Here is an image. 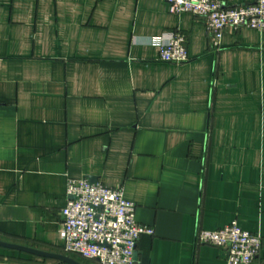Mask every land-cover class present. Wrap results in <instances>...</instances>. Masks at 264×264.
<instances>
[{"label": "crops", "instance_id": "0c3cea01", "mask_svg": "<svg viewBox=\"0 0 264 264\" xmlns=\"http://www.w3.org/2000/svg\"><path fill=\"white\" fill-rule=\"evenodd\" d=\"M170 32L184 63L152 43ZM211 39L163 0H0V240L99 264L63 249L68 181L88 178L154 229L136 264H227L198 233L234 220L264 264V31ZM0 264L71 263L0 245Z\"/></svg>", "mask_w": 264, "mask_h": 264}, {"label": "built area", "instance_id": "2783aa9c", "mask_svg": "<svg viewBox=\"0 0 264 264\" xmlns=\"http://www.w3.org/2000/svg\"><path fill=\"white\" fill-rule=\"evenodd\" d=\"M173 14L185 12L203 18L211 43L221 48L228 28L264 31V0L227 7L221 0H163ZM160 59L184 63L189 59L187 40L181 32L152 38ZM68 201L62 209L63 249L99 264H136V250L142 234H154L152 227L136 220V204L125 198L122 187H109L88 178H70ZM201 243L223 248L227 264H253L260 255L263 239L242 229L236 220L217 230L201 229Z\"/></svg>", "mask_w": 264, "mask_h": 264}, {"label": "water", "instance_id": "95a60500", "mask_svg": "<svg viewBox=\"0 0 264 264\" xmlns=\"http://www.w3.org/2000/svg\"><path fill=\"white\" fill-rule=\"evenodd\" d=\"M0 245L6 246V247L15 248V249L22 250V251H25V252H29V253L36 254V255H39V256H42V257L58 259V260H61V261H64V262H68V263H71V264H82L79 261H77L76 259H74V258H72V257H70V256H68L66 254H62V253L47 252V251L40 250V249H37V248H33V247H30V246H24V245H20V244H13V243L5 242V241H2V240H0ZM136 255L137 254H135V258H136Z\"/></svg>", "mask_w": 264, "mask_h": 264}, {"label": "trees", "instance_id": "16d2710c", "mask_svg": "<svg viewBox=\"0 0 264 264\" xmlns=\"http://www.w3.org/2000/svg\"><path fill=\"white\" fill-rule=\"evenodd\" d=\"M70 255H72V256H78V255H76V254H70ZM78 257H80V256H78ZM76 258V257H75ZM80 259H83L82 257H80Z\"/></svg>", "mask_w": 264, "mask_h": 264}]
</instances>
